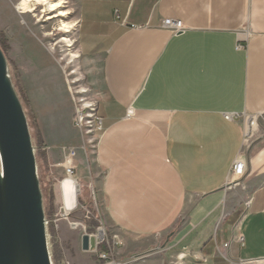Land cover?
<instances>
[{"label":"crops","instance_id":"1","mask_svg":"<svg viewBox=\"0 0 264 264\" xmlns=\"http://www.w3.org/2000/svg\"><path fill=\"white\" fill-rule=\"evenodd\" d=\"M165 19L185 31L171 35ZM76 20L77 59L104 130L96 154L77 153L88 203L79 205L94 210L92 185L117 260L264 258V119L245 140L246 120L224 118L264 116V0H76ZM61 87L72 142L50 141L35 113L50 155L79 146ZM239 155L246 173L226 189Z\"/></svg>","mask_w":264,"mask_h":264},{"label":"rangeland","instance_id":"2","mask_svg":"<svg viewBox=\"0 0 264 264\" xmlns=\"http://www.w3.org/2000/svg\"><path fill=\"white\" fill-rule=\"evenodd\" d=\"M20 1L0 0V42L4 40L6 51V56H4L7 62L8 60L12 62L20 75L22 88L29 100V108L25 109L26 114L29 115L28 113L30 112V116L36 120V123L32 124L31 119L28 118L32 143L35 145L34 143L37 140L40 144L41 142L44 143L35 116L37 112L41 119L48 123L50 130L53 131L50 133V141L72 142H68L71 134L67 123L68 102L63 95L61 87L63 84L67 93L66 81L69 72L73 71V76L81 80L85 90L88 91L86 96L91 98L89 79L86 74L87 67L85 66L84 74V68L80 60L77 59L78 49L75 45V30L77 26L76 0L43 1L40 5L32 3L34 12L26 15L20 14ZM54 3L64 4H61V8L54 7L51 9L50 7L56 5ZM60 12L66 15L60 16ZM63 24L68 26L75 25V28L69 29L70 33H65ZM67 96L72 107L68 93ZM54 129L60 131L59 137L55 136ZM76 132L79 140L77 143V145L79 144L78 147L74 146L76 144H67L59 149L56 154L50 155L48 153V155L46 150H44L41 152V154L44 153V157L41 154L35 156L43 207L48 223V248L53 264H61L62 262L95 264L96 261V255L83 253L81 250L82 229H72L69 225L70 223L83 221V213L79 204L88 205L85 187L78 178L77 171L76 177L79 181L77 196L79 195V197L76 202L78 206L72 197L70 186L66 185L67 207L71 211H69L68 216L63 217L66 205H63L60 184L67 177L61 166L64 158L62 150L63 148H75L85 153L82 150L83 141L80 139V134H78L77 130ZM80 171L82 172L83 170ZM241 180L237 183L229 182L226 189L235 188ZM88 226L90 228L95 226V222L88 224Z\"/></svg>","mask_w":264,"mask_h":264},{"label":"water","instance_id":"3","mask_svg":"<svg viewBox=\"0 0 264 264\" xmlns=\"http://www.w3.org/2000/svg\"><path fill=\"white\" fill-rule=\"evenodd\" d=\"M47 225L27 117L0 49V264H53Z\"/></svg>","mask_w":264,"mask_h":264},{"label":"built area","instance_id":"4","mask_svg":"<svg viewBox=\"0 0 264 264\" xmlns=\"http://www.w3.org/2000/svg\"><path fill=\"white\" fill-rule=\"evenodd\" d=\"M115 19H119L118 12L114 14ZM162 28L167 30L171 35H178L185 31V27L183 23L179 20L173 19H165L161 24ZM247 38L239 37L236 49L242 50L244 49V44L246 43ZM74 72H69L66 81L67 93L72 102V111H73V126L80 134V139L83 141L82 150L89 154H96L97 145L101 134L104 132L103 130V119L97 113V105L94 100L87 97V90L82 85L81 80L75 78ZM244 118L246 122L244 126H248V132L246 133L244 127V139L247 140L250 136V130L254 127V124L258 118H263L264 116H255L254 119H250L248 116H233V115H225L224 118L227 121H234L235 119ZM63 163L61 164L64 169L66 179H70L75 188L77 195V188L79 187V181L76 177L77 166L75 164V159L77 156V152L79 149L75 148H63ZM247 164L241 155H239L233 163L231 168L230 177L233 178L232 183H237L240 179H242L246 173ZM61 185V184H60ZM90 195L89 198L92 201L93 209L84 208L80 206V209L83 213V221L82 222H74L70 223V227L76 226L75 229L81 228L83 231V235L81 237V250L83 253H92L96 255L95 264H131V262L141 259L144 255H138L136 257H132L128 261H119L116 256V249L110 243L107 231L104 225V220L101 216L100 204L97 197V191L94 189L92 185H89ZM62 194V193H61ZM79 195L76 196L78 199ZM63 201V200H62ZM65 205V202H63ZM78 206V203H77ZM65 211V209H64ZM94 212L99 214V218H95ZM69 212L66 213L63 217L68 216ZM57 222V221H56ZM95 222V226L89 227L88 224ZM87 225V226H86ZM74 229V228H72ZM92 230V231H91ZM88 238V247L87 250L82 249V238ZM239 243L243 242V238L241 236L238 237ZM187 259V254L182 251L176 254L174 260L171 264H185V260ZM61 264H70L69 262H62ZM196 264V263H194ZM232 264H264V258L259 259H251V260H238Z\"/></svg>","mask_w":264,"mask_h":264},{"label":"bare ground","instance_id":"5","mask_svg":"<svg viewBox=\"0 0 264 264\" xmlns=\"http://www.w3.org/2000/svg\"><path fill=\"white\" fill-rule=\"evenodd\" d=\"M43 1H48V2H53L54 0H21L20 1V4H19V9L21 10L20 11V14H22V15H26V14H31L32 12H34V10H33V8H32V3H36L37 5H40L41 4V2H43ZM59 2V1H58ZM61 2V1H60ZM48 4H50V3H48ZM54 4H56V3H54ZM53 4V5H54ZM61 4H64V3H61ZM61 4H56V5H54V6H52V7H50L51 9L52 8H61ZM53 11V10H52ZM61 13V12H60ZM66 14H63V13H61L60 14V16H65ZM73 27L75 28V25H72V26H68V25H66V24H63V29H64V32L65 33H70V30L69 29H73ZM248 127L246 126L245 127V131H246V133L248 132ZM232 180H233V178L232 177H229V182L230 183H232ZM66 184H69L70 186H71V188H72V197L74 198H76V194H75V192H76V188H75V186H74V184H73V182L70 180V179H65L62 183H61V185H60V189H61V193H62V200H63V202H66V209H65V211H66V213L67 212H69V211H71V209H68V207H67V201H66V194H65V185ZM74 194V195H73ZM72 228H76V226H74V227H72Z\"/></svg>","mask_w":264,"mask_h":264},{"label":"trees","instance_id":"6","mask_svg":"<svg viewBox=\"0 0 264 264\" xmlns=\"http://www.w3.org/2000/svg\"><path fill=\"white\" fill-rule=\"evenodd\" d=\"M0 49L2 50L3 54L6 56L4 40H3V42H0ZM8 63H9V68H10L9 70H10V73H11V77H12V80H13V84H14L15 90H16L18 96H19V99H20L21 104H22V106L24 108V111H25L26 108H29V100L27 99V95H26L25 91L22 88V82H21V79H20V75L17 73L16 69L14 68V66H13V64H12V62L10 60H8ZM25 114H26V111H25ZM28 114L29 115L26 114V117H27V122H28L29 129H30V124H29L28 118L31 119L32 124L36 123V120L32 116H30V112ZM34 144L35 145H33V147H34V150H35V156L41 154V152H43L45 150L44 143L41 142V144H40V143H38V140H37V142L34 143ZM41 155L43 156L44 153H42ZM44 161H45V159H44Z\"/></svg>","mask_w":264,"mask_h":264}]
</instances>
